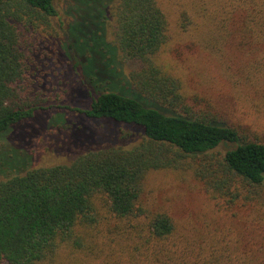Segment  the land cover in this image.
<instances>
[{"label": "trees", "instance_id": "16d2710c", "mask_svg": "<svg viewBox=\"0 0 264 264\" xmlns=\"http://www.w3.org/2000/svg\"><path fill=\"white\" fill-rule=\"evenodd\" d=\"M222 5L226 12L230 7L229 22L239 23L242 47L264 67V0ZM111 16L116 43L106 37ZM52 19L63 27L62 46L80 65L81 82L106 84L90 107L76 109L128 127L125 136L136 140L70 163L14 165L12 158L23 151L8 134L45 108L44 98L31 95L25 83L20 25H50ZM168 30L158 0H65L63 10L58 0H0V264H264V243L253 237L259 230L248 226L249 217L235 234L223 228L178 233L168 212L143 203L148 174L180 167L185 155L202 156L205 169L195 172L227 207L259 199L264 185L263 141L179 110L181 82L153 60ZM120 57L141 65L128 80L117 67ZM227 143L234 146L213 162L210 153ZM82 254L87 262L75 258Z\"/></svg>", "mask_w": 264, "mask_h": 264}, {"label": "rangeland", "instance_id": "374dc122", "mask_svg": "<svg viewBox=\"0 0 264 264\" xmlns=\"http://www.w3.org/2000/svg\"><path fill=\"white\" fill-rule=\"evenodd\" d=\"M158 1L167 15L169 30L168 40L153 60L181 82L184 103L179 110L190 109L191 114L235 127L243 138L264 142V67L242 47L239 23L229 22L230 7L229 12L222 7L226 0ZM58 4L61 10L65 8V0H58ZM20 27L28 60L25 83L31 95L44 98L45 108L8 134L9 142L23 151L19 154H25H15L13 164L30 162V168L46 167L70 163L81 154L106 146H131L136 139L125 136L128 127L87 117L76 109L90 107L93 96L106 84L90 87L81 82L80 65L63 49L65 36L59 19H52L50 25ZM106 37L116 43L112 16ZM119 59L117 67L126 76L141 68L137 61ZM128 86L135 90L132 81ZM122 127L125 131L121 132ZM233 146L227 143L213 150L212 161L222 159ZM201 159L185 155L178 168L150 172L143 203L151 210L168 212L178 233L223 228L235 234L249 217L248 226L259 230L252 236L264 243V185L258 188L259 199L227 207L207 190L202 175L196 174V168L205 169L207 164ZM75 258L88 261L83 254Z\"/></svg>", "mask_w": 264, "mask_h": 264}]
</instances>
